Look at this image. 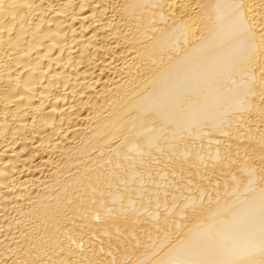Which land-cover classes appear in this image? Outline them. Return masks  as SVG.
<instances>
[{"label": "bare ground", "instance_id": "obj_1", "mask_svg": "<svg viewBox=\"0 0 264 264\" xmlns=\"http://www.w3.org/2000/svg\"><path fill=\"white\" fill-rule=\"evenodd\" d=\"M0 264H264V0H0Z\"/></svg>", "mask_w": 264, "mask_h": 264}]
</instances>
